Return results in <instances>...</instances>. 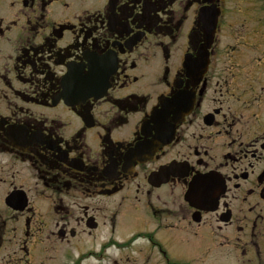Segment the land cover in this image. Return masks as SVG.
Wrapping results in <instances>:
<instances>
[{
    "label": "flooded vegetation",
    "instance_id": "af4514ba",
    "mask_svg": "<svg viewBox=\"0 0 264 264\" xmlns=\"http://www.w3.org/2000/svg\"><path fill=\"white\" fill-rule=\"evenodd\" d=\"M0 264H264V0H0Z\"/></svg>",
    "mask_w": 264,
    "mask_h": 264
}]
</instances>
